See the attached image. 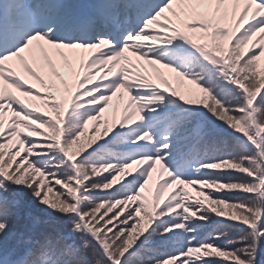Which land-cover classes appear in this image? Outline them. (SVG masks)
Here are the masks:
<instances>
[{
    "label": "snow or ice",
    "instance_id": "obj_1",
    "mask_svg": "<svg viewBox=\"0 0 264 264\" xmlns=\"http://www.w3.org/2000/svg\"><path fill=\"white\" fill-rule=\"evenodd\" d=\"M0 264H264V0H0Z\"/></svg>",
    "mask_w": 264,
    "mask_h": 264
},
{
    "label": "trees",
    "instance_id": "obj_2",
    "mask_svg": "<svg viewBox=\"0 0 264 264\" xmlns=\"http://www.w3.org/2000/svg\"><path fill=\"white\" fill-rule=\"evenodd\" d=\"M234 235H235V233H234ZM229 247H231V245H228Z\"/></svg>",
    "mask_w": 264,
    "mask_h": 264
}]
</instances>
